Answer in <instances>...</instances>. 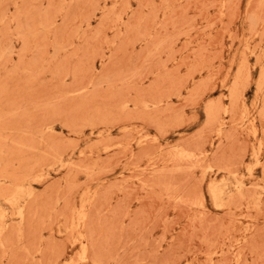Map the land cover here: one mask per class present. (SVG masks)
I'll return each mask as SVG.
<instances>
[{"label": "rangeland", "instance_id": "obj_1", "mask_svg": "<svg viewBox=\"0 0 264 264\" xmlns=\"http://www.w3.org/2000/svg\"><path fill=\"white\" fill-rule=\"evenodd\" d=\"M0 264H264V0H0Z\"/></svg>", "mask_w": 264, "mask_h": 264}, {"label": "bare ground", "instance_id": "obj_2", "mask_svg": "<svg viewBox=\"0 0 264 264\" xmlns=\"http://www.w3.org/2000/svg\"><path fill=\"white\" fill-rule=\"evenodd\" d=\"M215 191V190H214Z\"/></svg>", "mask_w": 264, "mask_h": 264}]
</instances>
